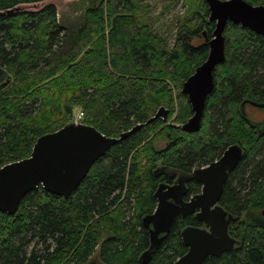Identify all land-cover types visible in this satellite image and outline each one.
<instances>
[{"label": "trees", "instance_id": "16d2710c", "mask_svg": "<svg viewBox=\"0 0 264 264\" xmlns=\"http://www.w3.org/2000/svg\"><path fill=\"white\" fill-rule=\"evenodd\" d=\"M38 1L0 0V10ZM86 1L72 24L60 23L54 4L0 16V167L28 157L39 136L78 112L81 123L111 137L143 125L98 158L69 197L38 187L15 214L0 211V264H141L148 247L141 220L169 179L156 169L188 172L234 143L243 154L219 204L235 218L229 233L240 243L204 264H264V122L243 113L246 104H264V36L225 25V58L213 70L201 126L187 132L180 126L192 110L181 87L206 59L215 25L205 0H184L172 42L140 0ZM161 106L167 119L146 123ZM200 188L187 184L188 194ZM186 225L202 224L178 216L146 264H172L185 253Z\"/></svg>", "mask_w": 264, "mask_h": 264}, {"label": "water", "instance_id": "95a60500", "mask_svg": "<svg viewBox=\"0 0 264 264\" xmlns=\"http://www.w3.org/2000/svg\"><path fill=\"white\" fill-rule=\"evenodd\" d=\"M54 0L19 3L0 10V16L16 12H37ZM208 19L215 23L208 41L206 59L183 82L181 92L186 95L192 115L180 127L187 132L197 131L205 107V100L213 89V70L225 58L223 35L228 22L239 24L264 36V5H252L245 0H205ZM250 104L264 108V104ZM167 109L159 107L146 123L157 118L167 119ZM143 123L134 125L117 137L106 136L95 127L75 119L57 130L39 136L26 158L8 162L0 167V211L15 214L22 198L38 187L69 197L87 174L91 165L114 144L136 132ZM242 148L230 144L221 156L206 166L191 171L161 166L156 174L174 178L173 184L159 183L155 189L156 206L142 217L148 232V247L139 255L138 262L146 264L160 247L175 219L194 214L201 226L186 225L180 231L186 252L172 264H204L208 256H219L230 251L239 239L229 233L235 218L219 204L224 184L230 172L242 158ZM200 184V192L184 200L187 182Z\"/></svg>", "mask_w": 264, "mask_h": 264}, {"label": "rangeland", "instance_id": "374dc122", "mask_svg": "<svg viewBox=\"0 0 264 264\" xmlns=\"http://www.w3.org/2000/svg\"><path fill=\"white\" fill-rule=\"evenodd\" d=\"M145 5V11L150 17L158 16L159 20L154 24L158 32H168L171 36L169 42L174 39V34L185 16L187 5L184 0H140ZM57 17L61 24L74 23L81 19L86 5V0H54ZM243 113L259 126L264 122V108L246 104ZM158 148L163 147L164 140L156 141Z\"/></svg>", "mask_w": 264, "mask_h": 264}, {"label": "flooded vegetation", "instance_id": "af4514ba", "mask_svg": "<svg viewBox=\"0 0 264 264\" xmlns=\"http://www.w3.org/2000/svg\"><path fill=\"white\" fill-rule=\"evenodd\" d=\"M194 169V168H193ZM169 179H168V182H165L166 184H169V185H171V184H173V180H174V178H172V177H168ZM192 181H194V180H192ZM189 182H191V181H189ZM189 182H187V184L189 183ZM196 182V181H195ZM197 183V182H196ZM187 184H186V186H187ZM199 184V183H198ZM200 185V184H199ZM200 192V190L198 191V192H195V193H192V194H188V192L186 193V195L184 196V200H188L192 195H194V194H197V193H199ZM191 215H194V214H190V215H187V216H191ZM186 216V217H187ZM185 218V217H184Z\"/></svg>", "mask_w": 264, "mask_h": 264}, {"label": "built area", "instance_id": "2783aa9c", "mask_svg": "<svg viewBox=\"0 0 264 264\" xmlns=\"http://www.w3.org/2000/svg\"><path fill=\"white\" fill-rule=\"evenodd\" d=\"M82 113L81 112H78L77 115H76V119H79L81 117Z\"/></svg>", "mask_w": 264, "mask_h": 264}]
</instances>
